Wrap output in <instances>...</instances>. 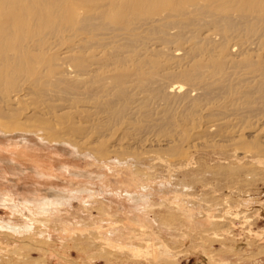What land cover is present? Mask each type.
Returning <instances> with one entry per match:
<instances>
[{
	"label": "rangeland",
	"instance_id": "374dc122",
	"mask_svg": "<svg viewBox=\"0 0 264 264\" xmlns=\"http://www.w3.org/2000/svg\"><path fill=\"white\" fill-rule=\"evenodd\" d=\"M63 1H57L60 8ZM74 1L79 11L88 10L94 2ZM73 6L65 11L73 12ZM263 14L244 19L235 13L234 19L215 26L185 24L168 37L173 41L162 38V31L149 29L133 46L124 41L117 44L126 52L142 49L143 53L138 52L143 57L132 52L135 61L128 64L119 59L120 64L118 58L103 63L97 67L100 73L85 82L88 85L61 76L62 68L74 61L67 65L54 61L55 84L47 85L45 72L51 65L46 64L50 66L46 69L42 61L35 67L40 75L33 82L31 77H21L20 84L27 87L24 103L17 102L20 106L8 100L11 90L0 80V119L25 121L48 139L42 142L29 135L25 142L0 134V194L9 200L0 201V264H264ZM115 18L116 24L125 19ZM66 26L70 24L61 26L59 41L49 36L47 28L40 33L37 27L27 26L24 33L27 38L30 35L31 46L33 39L49 36V47H42L48 50L42 52H47L48 59L59 58L65 42L76 36L73 26L72 30ZM208 32L215 44L222 38L221 44H203ZM239 40L240 49L231 50ZM92 42L89 45H97L96 50L88 45L82 55L87 50V55L106 53V45L102 44L104 50ZM154 46L188 51L185 55L180 51L185 60L178 63L180 59L174 61L168 54L147 55ZM208 55L216 61L228 56L237 64L227 67L219 61L225 66H217L213 60L212 66ZM167 59L172 67L166 65ZM197 61L210 64L196 68ZM207 68L215 71L211 83L204 78ZM224 68L227 74L221 78L217 73ZM108 70L114 73L109 75ZM106 75L113 82L109 91L102 92L101 87L109 83L99 76ZM195 77L199 86L200 80L210 83L204 81L206 86L202 81L206 87H201V94L193 93L186 103L162 100L158 87L183 83L187 89L195 85ZM38 78L46 83L41 86ZM79 120L91 121L82 125L87 130L78 129ZM206 125L213 126L208 134L193 135ZM49 134L55 140L50 141ZM84 147H90V153ZM6 225L21 229L13 231Z\"/></svg>",
	"mask_w": 264,
	"mask_h": 264
},
{
	"label": "bare ground",
	"instance_id": "6f19581e",
	"mask_svg": "<svg viewBox=\"0 0 264 264\" xmlns=\"http://www.w3.org/2000/svg\"><path fill=\"white\" fill-rule=\"evenodd\" d=\"M47 1H49V0H0V80H5L7 83L6 86L9 88V90H11V92L7 94L8 100L10 102H14V103L16 102V105H18V106H20L18 103H20V102L24 103L23 91H25V89L27 87L26 84H22V85L20 84L21 83L20 80H22L21 77L27 76L26 79L27 78L29 79V77H31L30 79L33 82V78H34V80H35V78H37L36 74L40 75L38 73L35 74V70H36L35 67L37 65L42 64L41 63L42 61H45V62H43L45 65L44 66L45 68H46V66L51 65V69H52L51 70L50 68H48V69L46 68L47 72H45L46 73L45 77L47 78V80L49 78V80L47 81V85L55 84V83H53L55 81L54 76H53L55 69L52 67L54 61H58V62L60 61V63H62L64 65H67V63H66L67 61H69L70 63L74 61L73 62L74 65L71 64L66 69L62 68L63 71L65 70V72L61 73V76L64 74L63 76L65 77V74H66V76L72 77L75 79V81L82 82L83 85H85V84H87L85 82H89L92 78H94L95 74L100 73L97 70L101 65H104L103 63H109L114 58H115L114 59L115 61L118 58V62L120 59V61L123 60V62H127V64H128V62H131V59L133 61L134 60L133 57H135V56H132L134 53L133 52L134 50L129 51L130 53L126 52L124 49H120V47H123V46L119 47L117 44H118V42L120 43V42L124 41L126 43L131 44L129 46H133V43H136L138 39L141 40V38L143 36H147L145 34L149 31V29H153L152 32L154 31V29H155V31H157V30L162 31V34H163V36H161L162 38H166V37L172 38V37H174V35L177 31H181L182 28H180V27L185 25V24H186V27L188 25H189V27H192L193 25L205 27V26H211L212 24H214V26H215L217 23H222L226 19H228V20L234 19L235 13L240 14L241 18L248 19L250 17V15H255V16L259 17V14H262L264 12V0H100V1L94 0V2L90 1L92 4L89 5L90 8L88 10H82V11L81 10L79 11L77 8H75L76 3L78 4V2H75L74 0H72V1H70V0L65 1L64 0L63 1L64 3L62 2L63 4H61L62 5L61 8H60L59 2H57L59 0H56L57 4L55 2H53V3L50 2L51 0L49 2H47ZM73 1L75 2V4L72 3ZM48 3L49 4L52 3V4L50 6H47ZM43 5L45 8L43 7ZM91 5H92V8H91ZM70 6H71V8L73 6L76 10L74 9L73 12H71L72 10L67 9V11H65L66 10L65 7L69 8ZM80 6H81V3H80ZM117 15L124 17L125 18V19H123L124 21L118 22V24H116L117 21H116L115 17H117ZM261 17H264V14ZM73 21L76 23H74ZM21 23H24V24H21ZM71 23H73V24H71ZM33 24H35V25H33ZM64 24L65 25L70 24V26L72 25L76 36L73 37L74 40L72 42H70V40L68 42H65L66 47H64V45L62 46V47H64L63 49H61L62 53L57 54V55H60L61 57L59 56V58H58L57 56L53 55L54 57L51 58L52 56L50 55L51 57H49V59H48L47 57H45L47 52L45 53V55L43 52H45V50L50 45V43L48 41L49 36L54 35V38H56L57 41H59L58 38L62 33L60 31V30H62L61 26ZM27 26L28 27H31V26L37 27L38 28L37 30H39L40 33L47 28L50 31L49 36L42 38L39 36L40 34L38 35L36 33V35H38L40 37V40L38 38L37 39L39 41H37L36 39H33V36H34L33 35L32 39L34 41H33V45L31 46L30 42H32V41L29 40L30 35L27 38V35H25L27 32L24 33V30L27 28ZM34 27H33V29H34ZM69 27L66 26V29ZM70 29L72 30L71 27H70ZM70 31H69V33H70ZM78 32H79V34H78ZM159 33L160 32H158V36H159ZM210 33L211 32H208L205 34V36H203L204 37V39H202L203 44L204 43L206 44V42L209 43L210 46L211 45L215 46L217 44L218 45L221 44L219 42L222 41V38L220 39L221 41H219V42L217 41V44H215L216 43V41L214 40L215 38L213 37V34H210ZM20 34L21 35L24 34V36L22 35V37H20L21 36ZM147 34H149V33H147ZM72 35H73V33H72ZM94 36H95V38H94ZM60 37H62V35ZM34 38H36V37H34ZM171 38H168V39L171 40ZM62 40H63V38H62ZM57 41H56V43H57ZM92 41H94V44L106 45V50H108L109 52L106 51L104 49V45H102L103 49L105 50L106 53H101L99 51L100 53L97 52V54H96L94 51L93 52L94 54H93L91 51V53H88V55H87V54H85L88 52V50H87L86 52H84V54H85V57H84V54L82 55V51L85 48H88L89 43ZM142 41H140V42H142ZM171 41H173V39ZM52 42H54V41L52 40ZM107 42H109V43H107ZM112 42H116L114 44V46H110L112 44ZM46 43H47V45H46ZM158 43H159V41L157 42V44ZM234 43L231 47H230V45H227V47L229 46L230 48H232L231 50H234L235 48L238 49V47L240 46L239 45L240 40L238 42H236L235 44ZM242 43L243 42H241V44ZM250 43H253V42H250ZM120 44H122V43H120ZM244 44L246 45L245 42H244ZM244 44L242 45V49L245 48V47H243ZM161 45L163 46V44H161ZM46 46H47V48H44L45 49L44 50L42 47H46ZM96 46L97 45H95V47ZM162 46L161 47H158V46L155 47L154 46L153 48L147 50L146 54L150 55V56H152V55L153 56H155V55H159V56L162 55L163 56L164 54L165 55L168 54L166 56H170L171 58H173L174 61L176 59H177V61L180 59L178 61V63L179 62L182 63L183 59L181 60V58H180L181 56H179V55H181V52H183V51H181L182 49L180 50V48H179V49H175L174 51H168L169 49L166 50V48L168 46H165V47H162ZM95 47H94V45L91 44L89 49L93 50V48H95ZM247 47H248V45H247ZM35 48H37V49H35ZM138 48H140V47H138ZM99 49H97V50H99ZM239 49H240V47H239ZM42 50H44V51L42 52ZM90 50H89V52H90ZM95 50H96V48H95ZM191 50L193 52L197 51L196 48H192ZM138 51L143 53L142 49L137 50V52L134 53L137 56H138V54L141 55V53ZM187 51L188 50H186V53L183 52V55L187 54ZM198 52H199V54H201L200 52H202V55H206L202 49H200V50L198 49ZM131 53H132V55H131ZM40 54H43V55H40ZM196 54H198V53L196 52ZM78 55H80V56L82 55L83 57L82 56L80 57ZM191 55H193V54H191ZM223 55H225V54H223ZM162 56H160V57H162ZM208 56H210V55H208ZM212 56H210V58H208V59H211ZM216 57H219V55ZM221 57L222 56H220L219 61H223V62L225 61L227 67L228 66H234L237 64V61L234 60L233 58L227 59V58H229L228 56H227V58L224 56H223V58H221ZM73 58H74V60H72ZM205 58H207V57L205 56ZM214 58H215V56H214ZM214 58L211 59L212 61L211 60L208 61V59L207 60L205 59V60L207 62L211 61L210 63H213V64H211L212 66L214 65V62L216 63L217 66H220V65L225 66V64H223V63L221 64V62L216 61ZM168 59H167V62H166V60H164V61L166 62V65L171 66L173 63H169V62H171L172 59L171 60L169 59V62H168ZM213 60H214V62H213ZM90 61H92V64H90L89 68L87 69L88 66H86V65L91 63ZM164 61H163V64L165 63ZM177 61L174 62V64H176ZM203 61H197L195 63V65L194 64H192V65H194L196 68H201V67H205L206 65L210 64V63H207L205 61L207 63L206 64ZM46 64H48V65H46ZM136 64H138V62ZM188 65H189V63H188ZM136 66L134 65V67H136ZM48 67H50V66H48ZM195 67H193V68H195ZM209 68L206 69V71L204 73V78H206L210 82V79L212 80V74L215 71L211 70L213 72L212 73V72H210ZM225 70H226L225 68L220 70L221 71V72L219 71L220 73L217 71L218 72L217 74H220V77L222 78L224 76V74H227V72H225V73L223 72ZM110 71H111L110 73H114L112 70H110ZM110 73L108 70L109 75H111ZM192 73L193 72H191V74ZM185 74L187 75V73H185ZM191 74H190L189 79H191V77H192ZM50 75H51V77H50ZM58 76H59V74H58ZM187 76H189V74ZM218 76H217V78L216 77L214 78V75H213V78L219 79L220 77H218ZM2 77H3V79H2ZM99 77L103 78L102 81L105 80L106 82L105 81H103V82H105L106 84L109 83V85H107L106 87H104V85H103V87H101V88H104L102 90V92L104 90H105V92L109 91L111 89L110 87L112 86V82H113V80H111L112 78L109 76L111 78V79H109L107 77V75H106V77H101V76H99ZM112 77H113V75H112ZM197 77L201 78V77H203V74H201V77H200V75ZM197 77H195L196 79L193 80L194 82H195V80L198 79ZM204 78H202V79H204ZM38 79H39L38 80L39 82L37 81V79H36V81L38 83H41V86H42V83H43V85L46 83V82L44 83L42 81V79H40V78H38ZM95 80H96V78H95ZM108 81H111V82H108ZM190 81L191 80H189V83L193 82V81H191V82ZM202 81L203 80H200L201 86H199L200 85L198 83L199 81H196L195 82V85L197 83L196 86L195 85L192 86V84H191V85H189V88H187V89L185 88L186 84L183 85V83H174L176 85H174L172 83V84H168L167 87L161 85V88L158 87L159 93H162V95H163L162 100H164L166 102H168L169 100L171 101L173 99L180 101V102H182V101L185 102L186 100H188L190 98V96L193 93H196V94H194L196 96L201 94V92H202L201 87H203L205 82L206 83L208 82L204 79L205 82L203 81L204 84L202 85ZM212 81H214V80H212ZM26 82H27V80H26ZM155 82H158V81H155ZM155 82H154V84H155ZM187 83H188V81H187ZM210 83L208 85H210ZM99 85H101V84H99ZM205 85L207 86V84H205ZM205 85H204V87H206ZM82 89H83V87H82ZM161 89H162V91L160 92ZM90 91H91V89H90ZM7 95H6V97H7ZM25 99H27V98H25ZM139 100H140V98H137V101H139ZM50 104H53V103H50ZM50 104L47 105V108ZM91 104H93V106H94V103H91ZM95 104H97V103H95ZM43 106H45V105H43ZM51 107H53V106H51ZM56 107H57V105H56ZM75 107H78V106H75ZM75 107H74V109H75ZM95 107H97V106H95ZM32 110L34 111L37 109H32ZM57 110H59V109H57ZM70 110H72V109H70ZM43 111H45V110L43 109ZM51 111L52 110H50V112ZM69 111L67 110V113ZM36 112H38V111H35L33 113H36ZM46 114H47V112H46ZM70 114H74V113H70ZM76 114H77V111H76ZM80 115H81V112H80ZM70 116H73V115H68L67 117L71 118ZM75 116H73V117L75 118ZM92 118H94V117H92ZM85 119H86V117H85ZM3 120H8V118L3 119ZM0 121H2V120L0 119ZM88 121L89 122H87V121L82 122L81 120H79L78 125L79 124H81V125L80 126L77 125L79 127V128L78 127L77 128L80 130H83L81 128H84V130H87L88 127L82 126V125H84L83 123L88 124L91 122L90 120H88ZM93 122H95V121H93ZM204 126H202L201 128L199 126L200 129L195 130L196 131V132H194L195 134H193L192 131H191V133L193 135H198V136L201 133H203L205 135V133L208 134L211 131V128L213 127L212 125L211 126L209 125L211 128L208 127L207 125H206V127H204ZM32 127H30L29 125H26L25 121L21 123L19 120H15L13 118V120H9L7 122H3V121L0 122V128H2L4 130V131H1L0 134H1V136H7L6 138L13 137V138H16V140L22 139V141H25V142H26L27 136H29V135H31V136L35 135V136L39 137L42 142H46V140H48V139L45 140V138L44 139L41 138L42 136L39 134L40 131H39V133H36V131L33 132L35 129H32ZM215 127L216 126L214 125V127L212 129L214 130ZM78 129H76V130H78ZM92 130H94V129H92ZM193 131H194V128H193ZM31 132H33V133H31ZM43 133H45L44 130H43ZM188 133H189L188 135H191L190 132H188ZM188 135H186V136H188ZM193 135H191V137ZM45 136H47V135H45ZM49 138H50V141L55 140L53 138V136H51V135L49 136ZM188 139H190L189 136H188ZM52 142L55 143L54 141H52ZM56 144H57V142H56ZM81 147H83V146H81ZM84 148L86 149L87 147H84ZM88 148L89 149H86V151H89V150L91 151L90 147H88ZM90 151H89V153H90ZM116 152H117V150H116ZM101 154H102V152H101ZM0 201L6 202V203L9 202V200L8 201L5 200L1 194H0ZM6 229L18 231L21 228L6 225Z\"/></svg>",
	"mask_w": 264,
	"mask_h": 264
}]
</instances>
